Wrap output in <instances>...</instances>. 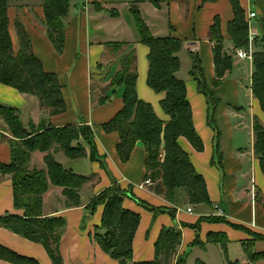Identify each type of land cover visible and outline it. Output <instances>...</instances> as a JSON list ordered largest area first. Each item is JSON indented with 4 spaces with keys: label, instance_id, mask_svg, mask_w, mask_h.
<instances>
[{
    "label": "crops",
    "instance_id": "crops-1",
    "mask_svg": "<svg viewBox=\"0 0 264 264\" xmlns=\"http://www.w3.org/2000/svg\"><path fill=\"white\" fill-rule=\"evenodd\" d=\"M155 1L159 3V7L152 0H76L67 19L65 52L62 55L57 53L47 35L43 0L15 2L9 9L14 51L16 53L20 51V41L15 29V20L19 17L31 37L32 49L36 57L47 72L55 73L59 78L67 112L51 116L48 109L41 107L37 98L24 96L17 90L0 84V102L9 106L14 105L23 111L31 107L33 118L30 116V120L36 125L43 120L50 128L69 125L79 127L83 124L90 126L96 136L99 154L116 176V181L123 189L131 186L138 198L153 206L150 209L147 206L140 207L131 200H125L123 203L126 209L137 212L142 218L132 245L133 261L137 263L154 261L155 244L164 227L173 228L177 223L195 224L202 215L212 214L215 206L223 209L229 223L264 235V173L259 158L255 155L256 142L253 128L255 117L264 122V113L261 111L259 101L253 96V62L236 57V52L241 48L236 49L230 39L228 26L235 17L231 0ZM240 2L247 14L250 36L251 34L254 36L255 50L256 48L261 50L263 46L259 45L258 41L264 40V0H240ZM136 3L149 30L156 38L166 39L174 36L186 42L199 44L196 49L202 60L206 82L213 90L219 104L212 114L214 126L210 125L211 112L209 113L208 101L199 92L197 82L191 78L189 72L192 68V59L189 55L190 48L185 44L178 54L181 70L177 77L186 83L194 127L205 148L204 151L197 152L185 137L180 138L178 142L189 154L196 171L206 180L212 201L211 209L206 205L190 204L184 191L177 197V204H171L163 195H156L151 186H143L146 178L145 146L138 143L127 162H123L117 150V145L121 142L119 133L108 134L104 130V125L112 121L124 106V87L112 86L111 82L115 74L121 70V59L133 48L136 50L138 61L139 78L136 89L139 99L151 104L156 115L164 122L168 123L171 119L163 112L161 105L165 94L156 93L147 84L150 49L141 44L140 34L131 14V8ZM99 6L106 11H116L118 16L113 17L99 12ZM251 12L256 13L257 16L249 20ZM217 19L220 20L221 34L224 37V52L233 58L232 68L219 87L213 84L216 72L213 44L210 41V28ZM112 44L124 46L122 50L116 51L110 47ZM101 100L107 102L100 104ZM2 131L3 129L0 128V161L10 163L11 151L9 144L1 137ZM87 153L88 157L77 160L67 159L62 152L54 154L55 159L67 169L73 170L78 175L91 177L81 192L83 207L68 208L62 189L51 186L44 195V215L61 216L67 220V228L59 248L64 264H119L94 241L93 233L96 227L101 226L104 207L100 206L94 216L89 218L88 224L83 226L87 204L104 189L114 184L100 168V163L93 164L90 161L89 148ZM44 157L43 153H35L30 163L31 169L37 166L41 170L46 169ZM34 159L37 161L33 164ZM81 160L89 162L87 168L89 173L85 175L79 173L76 167L69 168L65 163L72 161L80 167L81 164L78 162ZM86 193H88L87 199L83 198L86 197ZM45 198H49V208L45 207ZM181 199V202H185V211L179 205ZM158 207L176 208L177 217L171 218L163 213L157 216L155 208ZM188 208L193 212L189 213ZM8 213L24 216V211L14 208L12 181L9 176H5L0 177V218ZM152 221L154 224L149 231ZM181 230L183 238L179 255H182L196 238L194 230L189 228ZM201 230L200 235L204 243L210 233L226 234L230 241L229 254L231 251L235 253L242 251L241 242L250 239L245 231L226 224L203 223ZM0 245L26 257L35 258L39 264H51V259L42 245L15 235L2 227ZM223 257V251L219 246L207 244L205 248L193 249L188 259H192L193 264L198 260L205 264H219L223 261ZM176 260L174 255L171 264H176ZM0 264L11 263L2 260Z\"/></svg>",
    "mask_w": 264,
    "mask_h": 264
},
{
    "label": "trees",
    "instance_id": "trees-1",
    "mask_svg": "<svg viewBox=\"0 0 264 264\" xmlns=\"http://www.w3.org/2000/svg\"><path fill=\"white\" fill-rule=\"evenodd\" d=\"M13 2L18 3L22 0H0V83L14 88L24 96L37 98L41 107L48 109L51 116L65 113L67 106L61 92L59 78L55 73L47 72L42 62L36 57L32 49L31 37L27 34L25 25L19 17L15 20V29L20 41V51L19 53L14 51L9 19V9ZM75 2L76 0H43L47 35L59 55L65 52L66 23ZM152 2L159 7L157 1L152 0ZM231 4L235 17L228 26L230 39L236 49L248 48L250 28L247 14L240 0H231ZM99 7L98 11L101 13L118 16L116 11H106L102 6ZM18 9L21 10V8ZM131 14L140 34L141 44L150 49L148 87L158 94H165L161 105L163 112L171 119L168 123L164 122L156 115L151 104L139 99L136 89L139 78L138 61L136 50L133 48L121 59V70L115 74L111 82L112 86L124 87V106L112 118V121L104 125V130L108 134L119 133L121 142L117 145V150L123 162H127L138 143L145 146V180H152L153 185L150 188L156 195H163L166 201L172 204L175 203L176 192L183 190L190 204L211 207L212 201H210L204 176L196 171L189 154L178 142L180 138L185 137L197 152H202L205 148L194 127L192 107L187 99L186 83L177 77L181 70L178 54L185 44L190 48L189 55L192 59V68L189 72L191 78L197 82L199 92L208 101L209 113L211 112L210 125L214 126L212 114L219 104L213 90L207 85L202 60L196 49L199 44L186 42L174 36L166 39L156 38L142 17L138 3L132 6ZM210 29L216 72L213 84L219 87L232 68L233 58L224 52L220 20L217 19ZM123 46L110 45L116 51L122 50ZM253 56L252 91L264 113V46L261 50L255 51ZM107 100H101L100 104H105ZM21 113V109L0 102V118L6 123L12 137L8 138L3 134L1 136L9 144L11 161L10 163L0 161V177H10L14 208L24 211V216L9 213L1 216L0 228H5L15 235L42 245L51 259V264H64L59 248L67 228V220L61 216L44 215V195L48 193L51 186L59 187L66 198L68 208L83 207L81 192L91 177H84L67 169L64 164L55 159L54 154L62 152L69 160L84 159L88 157L87 148H89L91 162L104 166L105 161L99 154L96 136L87 124L79 127L69 125L50 128L44 121L38 126L30 121L27 126L22 120ZM254 128L255 155L258 156L264 173V126L258 117L254 119ZM35 153L45 154L46 169H31L30 163ZM126 199H132L142 206L153 208L145 200L138 198L131 186L123 189L114 180L111 187L87 204L83 226L87 224L89 218L94 216L98 208L103 206L101 226L94 230V241L113 260L118 261L119 264H171L178 248L182 246L183 238L182 231L175 227H164L161 230L155 244L154 261L145 263L133 261L132 245L142 218L137 212L124 207L123 203ZM155 212L156 215L171 213L175 216L177 209L158 207L155 208ZM202 221L225 223L235 229L249 232L253 240L241 242L244 252L253 264H258L264 259V252L255 251L259 241L264 242L263 234L254 233L248 228L229 223L221 218H202L196 225L183 224V227L190 226L198 230ZM207 244L220 246L224 257L229 259L230 241L226 234L210 233L205 243L200 241L198 234L197 239L190 246L205 248ZM187 256L188 253L179 256L178 264H185ZM2 260L11 264H39L35 258L26 257L0 245V261ZM197 264L205 263L199 261Z\"/></svg>",
    "mask_w": 264,
    "mask_h": 264
},
{
    "label": "rangeland",
    "instance_id": "rangeland-1",
    "mask_svg": "<svg viewBox=\"0 0 264 264\" xmlns=\"http://www.w3.org/2000/svg\"><path fill=\"white\" fill-rule=\"evenodd\" d=\"M38 3V2H37ZM12 4H14V2L12 3ZM19 38V37H18ZM262 39H259V44L261 45V46H264V40H262ZM20 44V43H19ZM255 51H257V48H256V50L254 49V52ZM1 84V83H0ZM7 87V86H6ZM9 88V87H8ZM10 88H12V87H10ZM13 90H14V88H13ZM17 92V91H16ZM10 106H14V105H10ZM31 111H32V108L30 107V108H28V109H25V111H23L22 110V113H21V116H22V120H23V122H24V124L25 125H27L28 126V124L30 123V119H31V117L33 118V113H31ZM31 114H30V113ZM31 116V117H30ZM261 120V119H260ZM41 121H43V120H41ZM27 122H29L28 124H27ZM33 122V121H32ZM41 123V122H40ZM44 123H46V121H44ZM261 123H262V125L264 126V122L263 121H261ZM35 124V123H34ZM47 124V123H46ZM36 125V124H35ZM40 125V124H39ZM38 126V125H37ZM0 128L1 129H3V135H5L6 137H8V138H12V137H10V134H9V132H8V129H7V126H6V123L0 118ZM253 128H254V125H253ZM254 132H255V128H254ZM44 154V153H43ZM37 160L36 159H34L33 161H32V163L34 164V162H36ZM66 163V166H68L69 168L70 167H76L75 169L77 170V171H79V173H81L82 175H85V174H87V173H89V169H87L88 167H89V162H87L86 160H81V161H79L78 163L79 164H81V166L79 167V166H77V163H74V162H65ZM93 163V162H92ZM94 164V163H93ZM73 165V166H72ZM37 168H39L40 169V167H38L37 166ZM100 168L104 171V173L106 174V176H108V178L110 179V181L111 182H114V180H116L117 178H116V176L115 175H113V173L111 172V170H110V168L108 167V165L106 164V162H105V165L104 166H100ZM144 183V182H143ZM107 189V188H106ZM105 190V189H104ZM103 190V191H104ZM102 191V192H103ZM183 190H178L177 192H176V196H175V203L177 204V197L180 195V193L182 192ZM89 193V192H88ZM88 193H86V197H84L83 196V198H88L87 197V194ZM101 193V192H100ZM99 195V194H98ZM98 195H96V196H98ZM64 196V195H63ZM95 196V197H96ZM49 199V198H48ZM48 199H46L45 198V207H47V208H49L48 207ZM126 200H131V201H133L132 199H126ZM182 201V199L181 200H179V205L181 206V209H183V211H185L186 210V207H185V202H181ZM174 204V203H173ZM139 206L140 207H143V206H145V205H140L139 204ZM212 208V206L210 207V209ZM176 209V208H175ZM189 209V208H188ZM178 211V210H177ZM193 212V211H192ZM162 213H158V215H161ZM171 218H174V217H177L176 215L175 216H171L169 213H167ZM177 214V213H176ZM157 215V216H158ZM202 218H213V219H215V218H221V219H224V220H226L227 222H229L228 221V217H227V215H225V213H224V211H223V209H221L219 206H215L214 208H213V213L212 214H210V215H202L199 219H198V221L195 223V224H191V225H196V224H198V222L199 221H201V219ZM203 223H209V224H215V223H217V222H215V223H211V222H209V221H202L201 222V224H200V227H199V232H197L198 230H196V229H194V228H192V227H187V228H189V229H191V230H194V232L196 233V238H195V240L197 239V237H198V234H199V238H200V241L201 242H203L204 243V241L201 239V235H200V233H201V225L203 224ZM87 224H88V222H87ZM86 224V225H87ZM152 224H154L153 223V221H152V223H151V225H150V227H149V231H151L152 230ZM183 224H185V223H182V224H176L175 225V228L176 229H179V227H181V229H185L184 227H183ZM187 224H190V223H187ZM186 224V225H187ZM219 224H225V223H219ZM227 225V224H226ZM180 229V230H181ZM182 231V230H181ZM246 232V231H245ZM248 235H249V237H250V239H247V240H253V237H252V235L249 233V232H246ZM94 234V233H93ZM94 236H95V234H94ZM194 240V241H195ZM193 241V242H194ZM192 242V243H193ZM190 245H191V243H190ZM188 246V248L186 249V251L184 252V253H188V256L192 253V251H193V249H196V248H200V249H202L203 248V246L201 247V246H196V247H191V246ZM213 245V244H212ZM207 246V245H206ZM205 246V247H206ZM218 246V245H217ZM220 247V246H219ZM221 248V247H220ZM222 250V249H221ZM255 251L256 252H264V242L263 241H259V243L256 245V247H255ZM183 253V254H184ZM180 253H179V248H178V251H177V254H176V264H178V258H179V256H181V255H179ZM182 254V255H183ZM188 256H187V261H186V263L185 264H193V261H192V259H188ZM223 256H224V254H223ZM115 261V260H114ZM117 262V261H116ZM197 262H199V260L197 261ZM197 262L195 263V264H197ZM233 263V264H253L250 260H249V257H247V255H246V253L244 252V249L242 250V251H240L239 253H235L234 251H231V253L229 254V259H226V257H223V261H221V263H219V264H230V263ZM218 264V263H217ZM258 264H264V259H262V260H260V262L258 263Z\"/></svg>",
    "mask_w": 264,
    "mask_h": 264
},
{
    "label": "built area",
    "instance_id": "built-area-1",
    "mask_svg": "<svg viewBox=\"0 0 264 264\" xmlns=\"http://www.w3.org/2000/svg\"><path fill=\"white\" fill-rule=\"evenodd\" d=\"M257 15L254 12L250 13V17L249 20H251L252 18H255ZM249 46L248 48H242V49H238V51L236 52V57H239L242 60H246L249 62H253L254 59V49H255V42H254V36L251 34L250 38H249ZM153 182L151 179H147L145 180V182L143 183V186H152ZM142 186V187H143ZM188 212L191 213L192 209H188Z\"/></svg>",
    "mask_w": 264,
    "mask_h": 264
},
{
    "label": "water",
    "instance_id": "water-1",
    "mask_svg": "<svg viewBox=\"0 0 264 264\" xmlns=\"http://www.w3.org/2000/svg\"><path fill=\"white\" fill-rule=\"evenodd\" d=\"M150 209V208H149ZM171 216H172V214L171 213H169Z\"/></svg>",
    "mask_w": 264,
    "mask_h": 264
}]
</instances>
